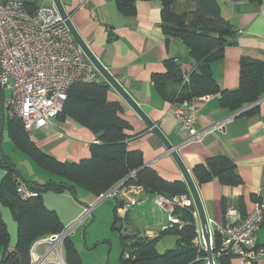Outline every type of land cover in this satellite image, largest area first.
I'll return each instance as SVG.
<instances>
[{"label":"crops","instance_id":"obj_1","mask_svg":"<svg viewBox=\"0 0 264 264\" xmlns=\"http://www.w3.org/2000/svg\"><path fill=\"white\" fill-rule=\"evenodd\" d=\"M60 1L78 34L101 64L118 79L124 90L166 137L178 146V154L195 181L212 236L218 224L237 222L256 202L264 201V96L257 101L255 109L236 115L220 106L218 95H208L204 99L200 97L195 101L198 109L195 128L199 134L186 140L188 132L179 130L171 111L180 102H171L161 97L152 83L153 74L165 71L167 59L180 61L185 73L195 67L183 41L167 37L162 31L161 1L136 0L135 11L130 15L122 14L115 0ZM217 1L222 17L232 25L235 33L234 42L224 48L219 59L212 62V73L220 88L234 89L238 86L239 62L242 57L264 61V0ZM179 4L181 7L187 6L183 2ZM97 80L102 81L104 78L99 74ZM168 90L170 97L177 92L173 85ZM107 97L122 105V117L128 123L125 130L127 149L141 151L143 163L153 168L160 177L169 181H184L176 162L145 121L112 87H109ZM218 123H222L220 128L217 127ZM28 136L44 153L56 160L71 162L89 156L90 145L97 141L90 129L68 117H56L49 125L31 130ZM211 156L231 160L242 183L227 186L217 178L198 183L192 169ZM42 179L44 182L49 179L62 180L55 175L42 176ZM25 180L22 177L23 184ZM129 197L136 199L135 202L122 207L119 205L115 209L120 220L117 223L121 226L120 230L123 227L121 216L126 218L131 210H136V217L140 213L146 216L147 209L155 204V195L142 188L137 192L131 191ZM158 209L160 222L163 223L164 215L168 219L171 215L163 211L162 207ZM231 209L236 211L234 215L228 214ZM154 218V214H151L150 222ZM195 220L197 229L201 230L197 214ZM137 229L132 225L125 233L148 237L157 234L155 229L141 233ZM256 241L259 245L264 243V222L256 233ZM228 264H240V261L232 256L228 257ZM253 264H264V255Z\"/></svg>","mask_w":264,"mask_h":264},{"label":"trees","instance_id":"obj_2","mask_svg":"<svg viewBox=\"0 0 264 264\" xmlns=\"http://www.w3.org/2000/svg\"><path fill=\"white\" fill-rule=\"evenodd\" d=\"M41 0H22L25 8L32 12ZM117 9L124 15L133 14L136 0H115ZM161 27L167 37H176L188 47L195 67L186 72L189 82H183L181 62L165 60V71L152 75L156 92L171 102H181L208 95H218L222 108L235 112L252 105L264 96V61L242 57L239 62L238 86L222 89L212 73V62L219 59L227 45L234 42V29L225 20L217 0H160ZM183 2L185 7L180 6ZM177 88L170 97L168 88ZM109 85L106 81L94 80L76 83L67 90L58 118L73 119L90 129L97 141L89 147V156L78 162L59 161L41 151L29 138L17 115L7 116L8 137L16 149L23 151L39 167L62 180L49 179L43 183L25 180L24 185L37 193L36 196L21 198L16 188L18 173L8 159L1 162L5 174L0 178V202L6 205L16 221V243L13 251L7 252L9 234L0 215V246L3 247L0 264H30L29 248L39 237L59 233L65 226L55 210L48 208L42 195L48 191L62 192L80 186L97 197L107 192L116 183L124 180L126 185L140 186L153 195L173 197L189 196L182 180L169 181L145 165L139 150L126 147L128 123L122 117V105L107 97ZM252 105L244 113L255 109ZM192 173L198 183L212 178L227 186H237L242 180L234 163L222 156H211L204 163L193 167ZM190 197V196H189ZM190 207H175V215L180 223H169L153 237L138 233H121L123 264H207L206 250L193 242L197 235V225ZM114 210V224L119 223ZM174 234L176 246L158 252L156 242L162 234ZM212 251L219 245L217 233L213 235ZM259 245V244H258ZM264 251V243L259 245ZM127 253L128 258L125 257ZM63 257L66 264H82L80 255L69 236L63 242ZM216 264H228L227 256H220Z\"/></svg>","mask_w":264,"mask_h":264},{"label":"built area","instance_id":"obj_3","mask_svg":"<svg viewBox=\"0 0 264 264\" xmlns=\"http://www.w3.org/2000/svg\"><path fill=\"white\" fill-rule=\"evenodd\" d=\"M98 75L99 72L75 41L53 3L38 4L30 12L22 0H0V87L10 90L7 108L19 115L26 132L49 125L51 119L61 111L68 88L76 83L97 80ZM183 82H189L187 73L183 75ZM199 98L184 100L171 110L179 130L188 132L186 140L199 134L195 128L198 115L195 101ZM252 105L237 110L234 115ZM217 127L221 125L217 124ZM140 189V186L126 185L121 180L100 194L98 201L107 195H116L134 203L136 199L129 197L130 192ZM16 190L23 199L37 195L24 184L17 185ZM191 202V198L185 195L166 197L158 194L154 197V203L169 213L175 207H190ZM90 210L91 207L84 215ZM235 213L234 209L228 212L229 215ZM193 215L196 213L193 212ZM169 219V223H180L176 216L171 215ZM263 222L264 201H259L239 221L218 224L215 233L219 237V245L215 252L212 251L214 264L220 256H235L240 264L257 262L264 255L256 241V233ZM69 231L65 228L33 241L29 248L30 264H63V242ZM196 232L194 244L205 248L201 230L197 229ZM212 243L211 238V246ZM41 246L43 248L39 251ZM11 251L13 248L8 246L7 252ZM125 257L128 258L127 253Z\"/></svg>","mask_w":264,"mask_h":264},{"label":"rangeland","instance_id":"obj_4","mask_svg":"<svg viewBox=\"0 0 264 264\" xmlns=\"http://www.w3.org/2000/svg\"><path fill=\"white\" fill-rule=\"evenodd\" d=\"M51 3L52 0H41L39 2V4L42 5ZM3 93L5 123L0 133V178L5 174V169L1 166V162H3L4 159H8L16 166V169L21 173L24 179L43 183L44 179H42V176L47 177V175L51 176L52 174L39 167L23 151L16 149L13 142L8 137L6 128L7 116L17 115V113H15L13 109H8L6 105V100L10 97V90L3 88ZM241 113H244V111ZM17 116L19 117V115ZM56 117L57 115L54 118ZM218 124L222 125V123ZM16 178L21 180L19 175H17ZM21 184H23L22 180ZM73 190L74 192H72V189H66L60 193L48 191L43 193L42 199L48 208L56 211L65 228L70 230L68 236L78 251L82 264H123L120 259L122 252L120 241L121 233L127 232V228L129 229L132 225L135 226V229L138 228L141 233L149 229H155L158 232L161 230L160 227L163 229L169 224V219L165 215V221H163V223L160 222L161 217L159 216L160 210L158 208L161 207L154 204L147 209L148 212H146V216L140 213L136 217V210L133 212L131 210L126 218L121 216L123 227L121 230H118L116 226L120 224H114V210L119 207L120 200L123 201V205L130 203L125 200L126 198L123 199V197H118L116 195H107L101 199V201H98V197L95 198L91 192L80 186L74 187ZM191 204L193 205V201ZM89 207H91L90 212L84 215ZM131 208L134 209V206ZM165 210L166 209H163V211ZM193 212L196 213L195 210ZM151 214H154L155 218L150 222ZM0 215L8 230L9 247L13 248L17 240L16 221L12 217L10 209L1 202ZM82 215L83 217L76 222ZM169 215H173V212L169 213ZM211 238L212 240L214 238L212 234ZM176 239L174 234H162L156 242L157 251L164 252L167 249L174 248L176 246ZM42 248V246L39 247V251ZM2 251L3 247L0 246V259ZM62 259L64 260L63 255Z\"/></svg>","mask_w":264,"mask_h":264},{"label":"water","instance_id":"obj_5","mask_svg":"<svg viewBox=\"0 0 264 264\" xmlns=\"http://www.w3.org/2000/svg\"><path fill=\"white\" fill-rule=\"evenodd\" d=\"M52 3L57 8L58 12L64 19V22L68 29L70 30L73 38L77 42V44L81 47L84 54L87 56V58L91 61V63L95 66L99 74L104 78V80L108 83L110 87H112L119 96L123 99L126 104H128L147 124V126L154 132V134L159 138V140L164 145L167 153L171 155V157L176 162L177 166L179 167L184 182L187 186L189 196L193 201V205L201 226V232L203 235V238L205 240V250H206V260L207 264H214L213 257H212V246H211V234L208 228V221L207 217L204 211V207L202 204V201L200 199V196L198 194V190L195 184V181L193 177L191 176L188 169L185 167L184 163L182 162L179 154H178V146L176 144H173L166 135L161 131V129L158 127V125L152 121L145 111L132 99V97L124 90V88L119 83L118 79L114 77L97 59V57L94 55V53L91 51V49L88 47L87 43L82 39V37L78 34L76 28L73 26L72 22L70 21V18L65 11L62 2L60 0H52ZM5 114V107H4V93L3 89L0 87V133L2 132L3 125H4V115ZM15 170L18 175L20 176L22 180L21 173L16 169ZM21 180H18V178L15 179V182H17V185L21 184ZM119 205L123 206V201H119ZM117 229H120L121 226L117 225ZM63 264H66L63 260Z\"/></svg>","mask_w":264,"mask_h":264}]
</instances>
